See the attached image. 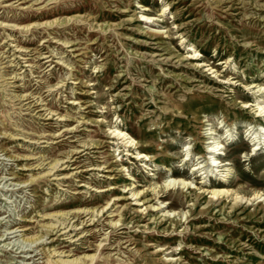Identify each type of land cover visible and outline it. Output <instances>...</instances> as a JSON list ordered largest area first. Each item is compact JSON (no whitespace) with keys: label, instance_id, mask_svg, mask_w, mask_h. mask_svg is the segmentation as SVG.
Returning a JSON list of instances; mask_svg holds the SVG:
<instances>
[{"label":"rangeland","instance_id":"374dc122","mask_svg":"<svg viewBox=\"0 0 264 264\" xmlns=\"http://www.w3.org/2000/svg\"><path fill=\"white\" fill-rule=\"evenodd\" d=\"M263 74L264 0H0V264H264L263 201L191 200L220 179L264 193L263 121L243 105ZM116 123L164 155H126ZM219 137L230 174H196ZM170 176L190 188H162Z\"/></svg>","mask_w":264,"mask_h":264},{"label":"bare ground","instance_id":"6f19581e","mask_svg":"<svg viewBox=\"0 0 264 264\" xmlns=\"http://www.w3.org/2000/svg\"><path fill=\"white\" fill-rule=\"evenodd\" d=\"M147 9L148 8L143 7L142 8L143 11L140 14V16L144 17V15H145L144 11L147 10ZM165 9H166V6H164V8L161 10V14H164ZM78 18H79V16H78ZM145 18L148 19L149 16H145ZM53 22H55V21H50V22H47V23L51 24ZM144 22H146V21H144ZM179 38L181 39L180 40L181 43L184 42L185 38H183L182 35ZM180 42H179V44H180ZM188 45H190V47H188V54L187 55L185 54L186 58H188L190 60H197V57H198V54H199L198 50L192 44L189 43ZM206 70H209V73H213L214 72V74L217 71L216 69L213 68V66H209V65H207ZM259 72H261L260 69H258V73ZM244 86L248 90H251V94L253 96V99L251 101H243L244 107H248V108L252 107L251 109H252V112L254 113L255 122L258 123L259 120L263 121L262 122L263 126L261 128V131L258 130L257 131L258 134L255 136V138L259 141L261 134H264V95H263L264 94V82L250 81L248 83H245ZM231 101L232 100H230V102ZM228 111H229V109L225 108V111L223 113V119L229 125V121L226 120ZM260 117H262V119H260ZM200 125H204V124L202 123ZM73 128H74V126H73ZM190 131L192 133L196 134V136H194L192 139H195V137H197V135H199L202 139L208 138V137H204L205 133H203V132H198V133L195 132L194 128L190 129ZM109 132L112 135V137H114L117 140H120V143L125 148V151H126L125 154L126 155H128L130 157L132 156L134 158H138L140 161H143V163H145L146 165H149L148 162H154V160L156 158H158L159 156L164 155L162 150H160V151L156 150L154 155H149L147 153V151H146L147 149L144 148L143 145L140 144V142L138 140H136L135 137L129 131H127L124 127L120 126L118 123L112 125V127H109ZM221 139L222 138L219 137L218 139H215L213 141H208V142H210V143H208L209 145L204 148V152H202V154L199 157H203V156H205L206 153H208V154H210V157H209L210 161L206 162L205 164H200V162H201V160H200V161L195 162L194 164H192V166H193L192 169L194 170V172L196 171V174L200 175V174L205 173L206 171L209 170V168H208L209 166H210L211 173L214 172V169L212 168L214 166V167H223V168H219V170H220V172H225L224 176H226L227 174H230L229 173L230 172V168L229 167H225L226 164H228V163L227 162H223L222 163V160H219V156L217 155V154H219V152H220L219 150L223 146L221 144ZM144 141H147L145 143L154 144V140L153 139L144 140ZM156 144L157 143H155V145ZM257 144H259V142L254 141V143H253L254 147L253 148L257 149ZM204 146H206V145H204ZM187 153H185V154L187 155ZM207 159H208V157H207ZM55 165H56V163L53 164V166H55ZM53 166H50V167H53ZM202 169H205V170L202 171ZM127 175H129V177H130L131 174L127 173ZM220 180L221 181H218V182L214 181L213 183H211L209 185H207L204 182L196 184V185H198V186H196L197 189H200L201 191L200 192H196L195 190H193V192H192L193 195H192V198H191L192 204H194L196 201H198L200 198L203 197V196H201L202 195L201 193H203V192H207L209 194L208 198H205V201H206L207 204H211L213 201H219L221 203L224 198L226 199L228 196H232L233 195L232 196V203L229 204L230 208H234L235 206H238V205H241V204H245L248 201H251V204H252V202L254 200H257L256 202H258V203L262 202V201L264 202V197H263L264 193L263 192H260L259 190L254 191L252 198L245 197V195H238V192H233V194H231V190L227 187L228 186L227 182L224 183V181L226 179H220ZM174 186H176L177 188L179 187L181 189L185 188V187H186V189H189L191 185L189 186L187 178L181 177V176H178V177L177 176H170V177H167V178L164 179L163 184H162V188H173ZM155 188H156V184H153L152 188H151L153 190L152 194H154L153 198L154 199H158L159 196H160L159 195V191H158V189L156 190ZM146 194H144L143 191H141L139 189H134V190L130 191V195L134 196L133 199L139 205H143V204H145L148 201V198H142V195H146ZM153 198L150 197V200L153 199ZM242 199H244V200H242ZM160 203H161V205L160 204H151V203L148 204V205L145 204V207L142 209V211L146 210L147 206L148 207L151 206L152 210L156 211V213H160L159 217H158V218H160L159 221H162V220L173 221L172 218L174 217V214H173L174 212L171 211L170 209H168V203H162V201H160ZM107 204H109V203H107ZM105 206H103L99 211H101L103 208H105ZM260 206L264 207V203H261ZM207 207L208 206H206L204 208H207ZM81 210H83V209H81ZM170 217H172V218L170 219ZM118 221H114L112 223L116 224V223H118ZM9 231H11V233L13 232L12 230H9ZM38 238L39 237L31 239V241L37 240ZM94 257H95L94 254H89V255L85 256V258H87L86 261H89V263H91V261H93ZM83 263H84V260H82L81 258H73V259H62V258H60L58 260L53 261V263H51V264H83Z\"/></svg>","mask_w":264,"mask_h":264}]
</instances>
